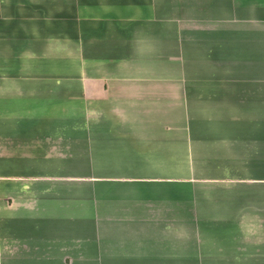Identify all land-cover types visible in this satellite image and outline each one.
<instances>
[{"label": "crops", "instance_id": "0c3cea01", "mask_svg": "<svg viewBox=\"0 0 264 264\" xmlns=\"http://www.w3.org/2000/svg\"><path fill=\"white\" fill-rule=\"evenodd\" d=\"M112 21L0 54V264H264V79L213 64L224 32Z\"/></svg>", "mask_w": 264, "mask_h": 264}, {"label": "rangeland", "instance_id": "374dc122", "mask_svg": "<svg viewBox=\"0 0 264 264\" xmlns=\"http://www.w3.org/2000/svg\"><path fill=\"white\" fill-rule=\"evenodd\" d=\"M223 1L226 0H0V54L4 51L6 65H16L15 62H9L16 52H20L23 57L21 64L32 65L36 57L33 53L35 51L36 54L40 49L42 55L37 59H41V64H46L50 48L60 46L58 41H53V45H50V37L55 39V35L64 34L60 32L64 28L70 31L67 33L70 42H76L78 38L72 33L73 28L78 32L83 30L85 45L88 43V47L92 49L97 47L96 42L102 48L104 41L117 45L116 37L112 35L120 30L119 26L110 24L113 19L129 16L137 18V22H141V19L150 22L151 19L154 22L183 19L186 32L197 31L205 35L216 31V34L225 33L226 40L217 42L223 53L219 56L211 53L212 56L209 57L214 61L213 64L218 66L226 63L222 58L224 55L226 61L232 60L231 65H243V69L252 71L250 79L263 80L264 2L238 0L235 8L225 9L221 6L224 5ZM33 17L37 25H32ZM1 18L4 24L1 23ZM44 21L54 23L45 25ZM86 22L89 25H86L87 28L83 25ZM107 23L110 25L106 30ZM140 25L137 27H141L139 31L142 34L144 26ZM147 27L154 26L152 24ZM157 27L169 28L165 25ZM107 32L111 35L106 36ZM173 37L174 35H167L166 41ZM121 38V34L117 36L119 43ZM158 42L161 44L165 41L158 39ZM61 44H67L68 47V42L62 41ZM256 70L259 71L258 75ZM214 72L224 79L219 69ZM210 75L208 73L204 78ZM226 75L230 76L231 72L228 71Z\"/></svg>", "mask_w": 264, "mask_h": 264}]
</instances>
